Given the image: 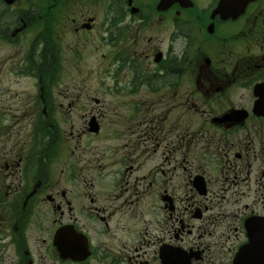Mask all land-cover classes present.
Instances as JSON below:
<instances>
[{"label": "flooded vegetation", "instance_id": "flooded-vegetation-1", "mask_svg": "<svg viewBox=\"0 0 264 264\" xmlns=\"http://www.w3.org/2000/svg\"><path fill=\"white\" fill-rule=\"evenodd\" d=\"M86 1L0 0V264H264V0Z\"/></svg>", "mask_w": 264, "mask_h": 264}, {"label": "rangeland", "instance_id": "rangeland-1", "mask_svg": "<svg viewBox=\"0 0 264 264\" xmlns=\"http://www.w3.org/2000/svg\"><path fill=\"white\" fill-rule=\"evenodd\" d=\"M79 6H82L83 9H84V11L89 10V9H92L93 11H100L101 8L99 10H97V7L98 8H99V6L101 7L102 6V3L100 2L98 4L95 1H86V0H83V2H81L79 4ZM94 60L96 62V65L99 64L100 60H102L101 53L98 54V58L97 59H94L91 55H88L87 56V61H86L87 62V69H85V70H91V69H93V67H94ZM70 71L71 72L68 73V76L67 77L60 79L59 82H57L55 84L54 87L56 89V92H57V89H58V91H61L62 88L65 87V86L68 87V88H71V89L75 88L76 86H81V87L87 88L89 92H92L94 90V88H97L98 78H96L95 75L89 76V74H90L89 71L83 72V73H79V71H75L73 69L70 70ZM22 84H23L22 86H25L27 88L28 87H31V82L28 81V80L27 81L24 80L22 82ZM79 84H81V85H79ZM108 101H110V100L108 99L107 102ZM73 119H74V125H75L74 127H75V129H79V127L82 125V122L80 123V120H79L78 117H75ZM70 127L71 126L67 125V126H64L63 129H62V126H61V127H59V129H60V132L61 133H62V130H64V132H65L64 134L65 135H69V133H70ZM53 134L55 135L54 131H53ZM91 142L92 141L90 139H88L87 141H85L83 139V141L81 142V145L84 148L88 144H90ZM78 146H79L78 143H73L72 142L71 144H69V146H68L69 148L66 150V157H68V159L71 160L72 162H74V160H75L74 158H72V156H74V157L77 156L76 158H78V153L79 152H82L80 150L75 149V147H78ZM81 150H82V148H81ZM72 151L77 152V154L76 155H71L72 154L71 153ZM83 152L85 153V151H83ZM88 152H89V149H88ZM61 169H62V163L60 164L59 159H58V160H56L57 178H59V174H60V170ZM46 208H47V206H46ZM50 222H51V225H52V223H53L52 216H51V221ZM49 225H50V223H49ZM38 248H39L38 250L41 249V244H38ZM10 252H11V250H9L8 254H10ZM9 262L10 261L7 260L6 262H4V264H9ZM41 264H43V261L41 262ZM45 264H53V263H51L46 258V263Z\"/></svg>", "mask_w": 264, "mask_h": 264}, {"label": "water", "instance_id": "water-1", "mask_svg": "<svg viewBox=\"0 0 264 264\" xmlns=\"http://www.w3.org/2000/svg\"><path fill=\"white\" fill-rule=\"evenodd\" d=\"M59 236H60V234H57V236H56V245L59 248L60 252L66 256L78 257L77 256V249L75 247L67 246V247L63 248L61 246Z\"/></svg>", "mask_w": 264, "mask_h": 264}]
</instances>
